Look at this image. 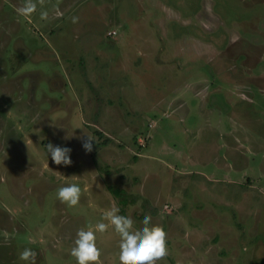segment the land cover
Returning a JSON list of instances; mask_svg holds the SVG:
<instances>
[{
	"label": "rangeland",
	"instance_id": "1",
	"mask_svg": "<svg viewBox=\"0 0 264 264\" xmlns=\"http://www.w3.org/2000/svg\"><path fill=\"white\" fill-rule=\"evenodd\" d=\"M124 1L25 18L0 0V264H77L76 233L112 207L163 226L157 264H264V0ZM72 183L76 206L57 197ZM97 246L120 264L111 226Z\"/></svg>",
	"mask_w": 264,
	"mask_h": 264
},
{
	"label": "clouds",
	"instance_id": "2",
	"mask_svg": "<svg viewBox=\"0 0 264 264\" xmlns=\"http://www.w3.org/2000/svg\"><path fill=\"white\" fill-rule=\"evenodd\" d=\"M38 4L42 7L45 0H25L23 6L16 11L20 16L28 18L37 11ZM40 17L47 19L48 12L42 10ZM78 20L76 16L71 17L72 23H77ZM82 140L84 150L91 152L95 141L93 136L86 133ZM46 149L54 164L71 165V148L48 143ZM80 196L81 188L75 183L61 186L57 191L58 199L69 206H76ZM134 225L135 221L130 216L121 215L117 207H112L102 214L101 221L78 230L70 255L76 259L77 264H100L102 253L97 246V233H105L111 226L119 236L120 264H157V261L168 254L167 233L163 226L152 224L151 217L147 215L142 220V227L136 228ZM19 259L37 264V252L25 248Z\"/></svg>",
	"mask_w": 264,
	"mask_h": 264
},
{
	"label": "crops",
	"instance_id": "3",
	"mask_svg": "<svg viewBox=\"0 0 264 264\" xmlns=\"http://www.w3.org/2000/svg\"><path fill=\"white\" fill-rule=\"evenodd\" d=\"M11 3V5L12 6H14V5H16V7H21L22 6V0H9ZM70 1H73V0H65V2H70ZM126 1H127V4H129L130 3V0H125L124 1V3L126 4ZM71 3V2H70ZM69 4V3H68ZM126 4V5H127ZM14 8V7H13ZM158 46V45H157ZM40 48V47H39ZM39 51V50H38ZM190 77H191V75L190 76H187V77H185V78H183V81H185V82H189V80H190ZM236 77H234L233 78V83L235 84L236 83ZM240 100H243V99H240ZM235 107H237V106H235ZM242 107V109H239V108H241ZM238 108V111H236V110H234L235 108L233 107V115L235 116V117H239L240 116V114L243 112V111H245L244 110V108H246V105L245 104H243V106H240ZM202 115H204V114H202ZM205 118V120L208 122V123H210V125L213 127V129L215 130V121H211V122H209L208 121V117L206 116V117H204ZM233 124H232V128H229L228 129V131L230 130V131H232V130H238V128H237V122H232ZM241 123H243V122H241ZM217 127H221L220 126V123L218 122V124H217ZM247 127V126H246ZM221 129H224L223 127H221L220 129H219V131L221 130ZM247 129H248V127H247ZM229 131V132H230ZM245 132H247V133H249V131L247 130V131H245ZM246 139H249V134L248 135H246V138L244 137V140H246ZM215 140V139H214ZM244 140H242L241 141V144H243V141ZM236 146H237V142H236ZM185 157V155L182 157V158H184ZM106 188V187H105ZM107 188H111V189H115V190H125V188L124 187H116V186H108ZM123 191L121 192V195H122V193H123ZM112 196H113V198H115V197H120V195H115V194H113L112 193ZM119 202H122V200L121 199H119ZM123 203V202H122ZM140 218H143L142 216H140Z\"/></svg>",
	"mask_w": 264,
	"mask_h": 264
},
{
	"label": "trees",
	"instance_id": "4",
	"mask_svg": "<svg viewBox=\"0 0 264 264\" xmlns=\"http://www.w3.org/2000/svg\"><path fill=\"white\" fill-rule=\"evenodd\" d=\"M97 135H99V136H101L102 135V133L101 132H99V131H96L95 132ZM109 142V139H104L103 140V142L102 143H105V144H107ZM246 182H248V181H246ZM112 192H113V194H115V195H120L121 194V190H115V189H112ZM121 196V195H120ZM122 200V199H121ZM124 201H125V199H124Z\"/></svg>",
	"mask_w": 264,
	"mask_h": 264
}]
</instances>
